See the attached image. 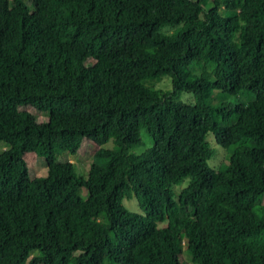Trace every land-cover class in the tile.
Returning a JSON list of instances; mask_svg holds the SVG:
<instances>
[{"label": "trees", "instance_id": "1", "mask_svg": "<svg viewBox=\"0 0 264 264\" xmlns=\"http://www.w3.org/2000/svg\"><path fill=\"white\" fill-rule=\"evenodd\" d=\"M83 139L85 174L61 158ZM0 141V264H264V0H0Z\"/></svg>", "mask_w": 264, "mask_h": 264}, {"label": "rangeland", "instance_id": "2", "mask_svg": "<svg viewBox=\"0 0 264 264\" xmlns=\"http://www.w3.org/2000/svg\"><path fill=\"white\" fill-rule=\"evenodd\" d=\"M177 24H166L161 27V31L166 32H172L178 27ZM197 65L192 64L191 67L195 68ZM196 69H198L196 67ZM143 84L152 91H155L159 96L163 94H168L170 96V100H172L175 103H182V104H193L194 103V97L192 93L189 90L182 89L176 92L172 91V83L170 76L167 74H160L156 76H146L142 80ZM250 98H252V94L247 92H240L236 95H228L223 94L218 90H212L210 93L208 99L212 103H236V102H247ZM20 108L23 109H30L33 110L31 107H23ZM33 113L36 114L38 117V120H46V111H38L36 109L33 110ZM45 115L44 118H42ZM140 137L143 141V145L139 147H135L133 149L134 152L139 153L141 152L145 147L149 146L152 143V139L150 135L144 130L140 129ZM206 139L209 142V145L211 148H213L214 152L212 156L207 160V163L212 168H218L223 162L226 163L228 161V155L232 150V146L230 147H222L219 144L216 143L214 135L212 133L206 134ZM5 143L3 141H0V152L5 147ZM105 146H111L110 142L105 143ZM97 148V144L94 142L83 139L80 143L79 148L74 154L69 153H63L61 158H67L69 161H72L74 163V167L77 173L85 174L88 162L90 160V155L93 153V151ZM60 157L57 158V160L61 159ZM27 163H28V174L30 177H34L36 175H41L45 173V160L42 156L36 155L33 152H28L26 155ZM186 184V180H183L181 183L174 186V190L176 191L178 188L183 187ZM77 193L80 197L85 198L87 195V190L85 187L81 186L77 190ZM264 202V199H263ZM123 205L132 211H140L139 206L134 199V197H131L129 199L123 198L122 200ZM97 235L95 232H93L91 229H86L83 235L84 239L89 238H96ZM180 258L187 262L188 264H191L189 255L187 254L185 247L182 246V251L180 253Z\"/></svg>", "mask_w": 264, "mask_h": 264}]
</instances>
